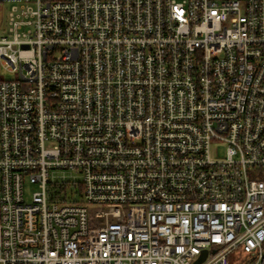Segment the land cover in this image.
Returning <instances> with one entry per match:
<instances>
[{
  "label": "built area",
  "instance_id": "obj_1",
  "mask_svg": "<svg viewBox=\"0 0 264 264\" xmlns=\"http://www.w3.org/2000/svg\"><path fill=\"white\" fill-rule=\"evenodd\" d=\"M2 70L0 264H264V0H0Z\"/></svg>",
  "mask_w": 264,
  "mask_h": 264
},
{
  "label": "rangeland",
  "instance_id": "obj_2",
  "mask_svg": "<svg viewBox=\"0 0 264 264\" xmlns=\"http://www.w3.org/2000/svg\"><path fill=\"white\" fill-rule=\"evenodd\" d=\"M10 72L8 71H0V76L1 77H9L10 76ZM36 188V186L30 184V183H26L25 184V197L26 199L30 198V195L32 193V191ZM231 258V264H245V254L241 251H234L231 253L230 255Z\"/></svg>",
  "mask_w": 264,
  "mask_h": 264
},
{
  "label": "water",
  "instance_id": "obj_3",
  "mask_svg": "<svg viewBox=\"0 0 264 264\" xmlns=\"http://www.w3.org/2000/svg\"><path fill=\"white\" fill-rule=\"evenodd\" d=\"M205 257H206V251H204V252L202 253V255L200 256V258H199L194 264H198V263L201 262Z\"/></svg>",
  "mask_w": 264,
  "mask_h": 264
}]
</instances>
